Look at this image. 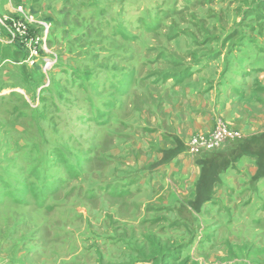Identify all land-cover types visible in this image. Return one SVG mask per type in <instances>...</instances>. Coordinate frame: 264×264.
<instances>
[{"label": "rangeland", "instance_id": "1", "mask_svg": "<svg viewBox=\"0 0 264 264\" xmlns=\"http://www.w3.org/2000/svg\"><path fill=\"white\" fill-rule=\"evenodd\" d=\"M38 3L0 0V23L11 29L8 25L17 17L16 5H23L34 19H49L53 28L46 46L58 56L57 66L48 75L50 86L42 91L38 87L44 77L38 66L27 67L19 47L0 43V264H196L199 259L211 264L213 257L226 261L214 254L230 251L225 246L230 245V235L235 257L255 261L264 255V180L253 186L259 190L254 206L230 207L223 202L209 216L198 213L191 215L193 219L183 208L173 216L164 210L163 218L161 211H154L152 222L154 197L150 195L160 194L154 188L162 180L153 175L156 160L152 159L160 150L147 153L137 148L132 129L119 124L138 115L129 104L146 105L142 93L129 91L133 72L161 77L169 65L177 66L172 52L183 49L185 43L190 47L203 35L199 31L203 26L218 25L224 40L230 32L224 29L238 26L241 17L245 22L240 26L253 29L252 37L240 33L236 42L252 40L255 57L264 63V21L252 23L262 16L252 6L264 10V0ZM246 7L252 11L244 12ZM253 13L257 16L252 17ZM1 24V32H7ZM17 59L20 66H15ZM127 91L137 98H125ZM137 110L143 118L145 114ZM236 131L240 138L231 142L235 144L230 150L248 138ZM122 133L127 136L121 137ZM237 148L234 157L241 151ZM221 153L191 155L210 159ZM138 158L145 170L134 166ZM236 195L228 192V196ZM138 201L146 203L149 213L143 214ZM178 214L188 220L192 237L180 247L166 249L169 234H184L177 225H166L167 218L179 222ZM215 222L220 230L212 232ZM240 243L248 244L247 255Z\"/></svg>", "mask_w": 264, "mask_h": 264}, {"label": "crops", "instance_id": "2", "mask_svg": "<svg viewBox=\"0 0 264 264\" xmlns=\"http://www.w3.org/2000/svg\"><path fill=\"white\" fill-rule=\"evenodd\" d=\"M12 1L16 3L26 2L30 6L41 0ZM16 6H22L29 12L23 5ZM252 7L244 8V12L250 13L252 9L259 8L262 11V16H264V10L259 5ZM255 16L257 15L253 13L252 17ZM262 16L255 17L252 23L264 21L263 19L260 20ZM237 21L238 26L229 25L224 29L230 31L229 36L224 40L221 35H218V25L201 27L199 31L203 35L195 39V42H191L190 47L185 43L183 49H181V46L179 50L172 52L175 53L173 58L178 60L177 66L169 65L168 71L162 74L161 77H159L160 74L154 72L143 73L141 76H138L137 72H133V75H131L132 82L129 91H139L136 95L142 93L146 105L134 106V104H129L130 109L137 112L138 115L139 111L137 109H139L145 115H142L143 118L138 115L130 116L127 123L121 121L119 124L132 129L130 134L134 138L133 143L136 147H142L147 153L152 149L160 150V154L152 159L153 161L156 160V165L153 167L155 179L162 177V180L154 188L160 194L150 195V197H154V200L152 199L153 201L150 203L153 207L150 209V211H153L150 217L152 222L156 218L154 211H161L159 216L163 218L165 216L163 214L164 210L167 211V216H173L178 213L179 209L183 208V210L186 209L191 217L190 219H193L198 213L209 216L223 202L230 207L240 203L251 207L254 206L255 201L259 202V195L257 194L259 190L253 186L264 179L254 178L257 171L255 159L242 157L236 161L237 163L231 164L221 173L225 176L224 179L220 178L221 174L219 175L218 183L214 187L209 202L204 203L199 211H195L190 206V203L194 200L196 184L201 173L198 161L203 158H200L201 155L197 157L186 152L185 145L188 139L193 135L208 134L219 118L233 125L236 130L238 129L243 133L245 138L264 133V63L260 62L258 57H255L257 54L251 46L252 40L245 43L236 42L240 33L251 38V32L253 31V29L248 30L245 26H240L245 22L241 17ZM195 31L197 32L198 29ZM5 34L6 32L3 33V35ZM18 61L19 59L16 60L15 66H18L16 64L20 66ZM122 74H124V71ZM129 91L124 95L125 98H128V95L137 98ZM154 106L156 107L155 111H153ZM242 133H240L241 136ZM122 136L127 135L122 133ZM176 140L183 145V152L166 163H160L162 152L174 149V141ZM239 164L241 168L237 169L236 166ZM245 164H247V167L243 169ZM134 166L138 170H145L144 168H146L141 162V158H138V164ZM143 172L147 174V172ZM241 174H243L242 177H240ZM146 181L147 179L141 184V187L147 184ZM173 185L180 190L179 194L174 192ZM150 188L148 187L149 190ZM228 192L238 193V195L228 196ZM137 205L140 208L144 207L143 214L149 213V207L146 203L138 201ZM173 219L171 218V220ZM179 219V222H169L170 220L167 218L166 225H168V228L177 225L184 234L179 237L169 234V243L164 244L166 249L180 247V244L191 236L188 220L184 219L182 215H179ZM210 229L214 232L219 231L220 227L215 222ZM230 236V245H225L230 251L225 250L220 254L215 253V256L222 259L226 257L227 264H234L235 262H240V264H264V255L257 256L255 261H248L243 256L242 258L235 257L233 254V238ZM151 238L155 237L152 235ZM197 241L198 239H194L195 248L198 249ZM246 241H248V238ZM240 245L243 250L242 253L245 252L247 255L249 253L248 244L240 243ZM190 248L194 247L191 245ZM262 249H264V246H262ZM179 252L186 254L181 249ZM198 252L201 256L202 251L198 250ZM258 253L263 252L258 251ZM213 259L211 264H226V261L217 257H213ZM194 263L204 264L201 259Z\"/></svg>", "mask_w": 264, "mask_h": 264}, {"label": "built area", "instance_id": "3", "mask_svg": "<svg viewBox=\"0 0 264 264\" xmlns=\"http://www.w3.org/2000/svg\"><path fill=\"white\" fill-rule=\"evenodd\" d=\"M14 11L17 17L8 25L12 26V29L2 25L7 29V32L3 35L0 30V43L6 45L18 43L21 45L26 54L24 63L28 67H34L40 61L44 82L40 86L41 89L40 87L39 89H46L50 85L48 75L58 62V56L52 50H48L46 46L52 24L42 19H34L31 13L27 12L22 6H17ZM13 29L15 31H12ZM39 89L38 91H40ZM239 138L238 132L235 129L232 130L222 118H219L208 134L193 135L186 146L188 153L197 154L218 150L226 143L237 141Z\"/></svg>", "mask_w": 264, "mask_h": 264}, {"label": "trees", "instance_id": "4", "mask_svg": "<svg viewBox=\"0 0 264 264\" xmlns=\"http://www.w3.org/2000/svg\"><path fill=\"white\" fill-rule=\"evenodd\" d=\"M43 20L51 23L49 19L44 18ZM12 45H15L17 48L19 47L20 50L24 52V49L18 43ZM24 59H26V56H24ZM38 64H40V61H38L35 66H38L41 72V64L40 66ZM174 144H175L174 149H169L162 152V159L160 163H166L183 152L184 147L179 141L177 140L174 141ZM234 144L235 143H226L225 145L222 146V148L213 151L216 152L222 150L221 154H217L218 157L211 156L209 157L210 159H201L198 161L199 162L198 164L201 167V173L196 184L194 200L190 203V206L195 211H199L200 207L204 203L209 202L211 200L214 187L218 183L219 175L223 173L229 167L230 164L236 162L242 157L255 159L257 171L254 178L264 179V133L246 138L243 141H239L238 145H236V148L231 149L232 150L231 151L230 147L233 146ZM237 146L241 148L240 149L241 151L240 153H238V155H236V157H234L235 155L234 152L238 149ZM251 147L254 149H251Z\"/></svg>", "mask_w": 264, "mask_h": 264}, {"label": "clouds", "instance_id": "5", "mask_svg": "<svg viewBox=\"0 0 264 264\" xmlns=\"http://www.w3.org/2000/svg\"><path fill=\"white\" fill-rule=\"evenodd\" d=\"M50 34V33H49ZM49 36V35H48ZM47 41H48V39H47Z\"/></svg>", "mask_w": 264, "mask_h": 264}]
</instances>
